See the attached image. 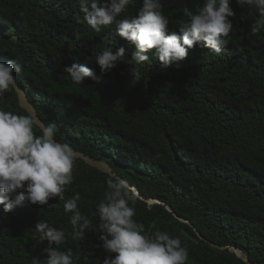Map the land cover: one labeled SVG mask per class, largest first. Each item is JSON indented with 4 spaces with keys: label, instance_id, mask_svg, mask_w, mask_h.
Instances as JSON below:
<instances>
[{
    "label": "trees",
    "instance_id": "trees-1",
    "mask_svg": "<svg viewBox=\"0 0 264 264\" xmlns=\"http://www.w3.org/2000/svg\"><path fill=\"white\" fill-rule=\"evenodd\" d=\"M141 3L136 0L119 18L135 16ZM161 3L169 29L177 30L187 20L182 9L195 11L203 0ZM231 7L236 16L221 55L198 44L184 61L164 67L149 50L136 82L124 63L101 75L98 52L123 46L131 59L134 47L115 25L96 33L78 22L84 13L76 0H0V61L25 62L14 75L40 118L58 123L59 141L107 162L144 196L161 199L191 220L205 239L163 204L139 198L134 205V219L149 234L167 231L186 244L187 264H247L212 242L239 247L253 262L264 263V32H251L254 9L235 0ZM72 63L94 74L75 85L63 72ZM0 107L28 113L16 90L5 93ZM73 175L64 201L25 202L9 213L0 205V264H31L34 256L43 264L47 242L39 240L35 224L44 219L70 234L71 213L63 205L76 192L82 213L98 222L92 212L111 175L81 158ZM97 243L89 231L83 240L69 236L62 250L71 248L77 264H101L105 253Z\"/></svg>",
    "mask_w": 264,
    "mask_h": 264
},
{
    "label": "clouds",
    "instance_id": "clouds-1",
    "mask_svg": "<svg viewBox=\"0 0 264 264\" xmlns=\"http://www.w3.org/2000/svg\"><path fill=\"white\" fill-rule=\"evenodd\" d=\"M76 2L84 13L83 20L78 22L86 23L96 33L115 25L117 34L134 47L131 59L126 58L127 49L123 46L115 51L106 47L98 52L95 64L101 75L124 63L130 66V75L136 82L142 77L140 66L149 62L146 55L149 50H155L164 67L184 61L188 51L198 44L221 55L236 16L232 0H203L195 11L184 7L187 20L177 30H170L161 0H142L137 14L123 19L119 18L121 13L136 0ZM235 3L254 9L256 18L251 32H264V0H235ZM24 63L20 57L0 61V100L9 91H19L14 73L21 72ZM63 72L75 85H83L85 78L94 74L88 66L77 63L65 66ZM58 131L56 122L44 124L32 113L20 115L0 107V205L4 213L24 206L25 202L44 206L50 199L65 200L66 188L74 182L77 156L69 143L57 139ZM138 199L136 188L128 181L115 175L109 177L103 198L92 212V217L98 220L94 225L93 219L82 213L78 205L81 195L76 192L63 205L64 212L71 213L70 234L44 219L35 224L39 240L47 242L43 264H77L79 256L71 248L62 250V246L69 236L74 241L83 240L89 231L97 234L95 247L105 253L101 264H187L189 251L179 237L159 229L149 234L144 223L134 219ZM31 264H41V259L34 256Z\"/></svg>",
    "mask_w": 264,
    "mask_h": 264
},
{
    "label": "water",
    "instance_id": "water-1",
    "mask_svg": "<svg viewBox=\"0 0 264 264\" xmlns=\"http://www.w3.org/2000/svg\"><path fill=\"white\" fill-rule=\"evenodd\" d=\"M17 82V80H16ZM17 85L19 87V91H16L17 94H18V98H19V104L22 108H24L28 113H32L36 118L37 120L41 121L42 123H44V121L40 118L39 114H38V111L37 109L35 108V106L33 105V103L30 101L29 97H28V94L25 92V90L23 88H21L17 82ZM45 124V123H44ZM74 149V148H73ZM75 152H76V156L77 158H81L83 159L87 164L93 166V167H96L98 168L99 170H101L102 172H105V173H108L110 174L111 176L115 175L121 179H124L122 178L120 175H118L114 170L113 168L105 161L103 160H97V159H94L92 158L91 156L85 154L84 152H81L79 150H76L74 149ZM126 180V179H124ZM127 181V180H126ZM129 183V182H128ZM130 184V183H129ZM132 185V184H130ZM134 186V185H132ZM135 187V186H134ZM136 188V187H135ZM137 190V193H138V197L142 200H144L145 202L149 203V204H163L164 206H166V208L171 211L176 218H178L179 220H181L182 222L184 223H187L189 224L191 227L194 228V230L197 232V234L202 238V239H205V237L199 232V230L197 229V227L195 226V224L185 218V217H182L180 216L178 213H176L174 211V209H172V207L162 201L161 199L159 198H151V197H146L144 196L138 188H136ZM212 245L213 246H217V247H220L221 249H227L229 248L231 252L235 253L239 258H241L242 260H244L247 264H264V263H256V262H253L252 260L249 259V257L244 253V251L242 249H240L239 247H236V246H220L218 244H215L212 242Z\"/></svg>",
    "mask_w": 264,
    "mask_h": 264
}]
</instances>
